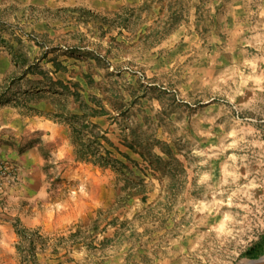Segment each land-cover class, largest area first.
I'll return each instance as SVG.
<instances>
[{"label":"rangeland","instance_id":"1","mask_svg":"<svg viewBox=\"0 0 264 264\" xmlns=\"http://www.w3.org/2000/svg\"><path fill=\"white\" fill-rule=\"evenodd\" d=\"M7 106L25 119L14 149L41 165L0 192L15 232L0 264L264 254V0H0ZM78 116L142 179L133 198L116 202L125 168L75 158Z\"/></svg>","mask_w":264,"mask_h":264},{"label":"crops","instance_id":"2","mask_svg":"<svg viewBox=\"0 0 264 264\" xmlns=\"http://www.w3.org/2000/svg\"><path fill=\"white\" fill-rule=\"evenodd\" d=\"M13 111L15 110L9 106L0 107V159L9 160V158H12L19 163L21 167L20 187L29 189L32 187L33 180L40 176L41 156L36 149L24 150L20 153L14 149L13 144L14 137L17 135V128L25 126V119H22L20 115ZM45 125H49V122H44L43 127ZM17 187H15L14 192L13 188H11L12 191L11 189L6 190L9 194L8 198H13L17 195L15 192L20 191ZM14 235L11 217L0 213V254H9L6 244L10 245L9 239L13 238Z\"/></svg>","mask_w":264,"mask_h":264},{"label":"trees","instance_id":"3","mask_svg":"<svg viewBox=\"0 0 264 264\" xmlns=\"http://www.w3.org/2000/svg\"><path fill=\"white\" fill-rule=\"evenodd\" d=\"M79 119L77 122H74L69 125L70 129V138L71 143L74 147V154L77 160L90 162L95 165H99L102 167H110L117 172H120L122 169H126V173L124 175V186L119 187L116 192V202L121 203L126 199L133 198L136 195L140 187L142 186L143 182L142 179L135 175L134 171L129 168V166L124 163L119 158H116L112 155L111 151L104 150L101 144L100 136L97 133L92 135V139L86 138V128L88 126L97 127L95 123L88 121H83V118L78 116ZM87 140L88 142H86ZM127 188V189H126ZM104 210L97 211V217L101 218L105 215ZM107 214V213H106ZM106 216V215H105ZM246 255H253L252 254V247L246 250Z\"/></svg>","mask_w":264,"mask_h":264},{"label":"built area","instance_id":"4","mask_svg":"<svg viewBox=\"0 0 264 264\" xmlns=\"http://www.w3.org/2000/svg\"><path fill=\"white\" fill-rule=\"evenodd\" d=\"M21 179V167L18 163L2 159L0 160V192L7 186L17 184Z\"/></svg>","mask_w":264,"mask_h":264},{"label":"water","instance_id":"5","mask_svg":"<svg viewBox=\"0 0 264 264\" xmlns=\"http://www.w3.org/2000/svg\"><path fill=\"white\" fill-rule=\"evenodd\" d=\"M249 262L247 264H264V254L261 255L260 257L258 258H253V259H247ZM242 261L240 262H237L235 264H243L241 263ZM245 264V263H244Z\"/></svg>","mask_w":264,"mask_h":264},{"label":"bare ground","instance_id":"6","mask_svg":"<svg viewBox=\"0 0 264 264\" xmlns=\"http://www.w3.org/2000/svg\"><path fill=\"white\" fill-rule=\"evenodd\" d=\"M229 186V185H228ZM226 187V186H225ZM225 189V188H224ZM254 191V190H253ZM222 193V192H221ZM223 195V194H222ZM234 197V196H233ZM234 199L235 200H239V201H243V200H246V197L244 196V195H242V194H237V195H235V197H234ZM249 261L247 260V261H242L241 263H245V264H247Z\"/></svg>","mask_w":264,"mask_h":264}]
</instances>
